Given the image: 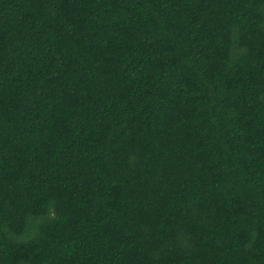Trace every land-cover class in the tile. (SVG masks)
Instances as JSON below:
<instances>
[{"label":"trees","instance_id":"trees-1","mask_svg":"<svg viewBox=\"0 0 264 264\" xmlns=\"http://www.w3.org/2000/svg\"><path fill=\"white\" fill-rule=\"evenodd\" d=\"M0 264H264V0H0Z\"/></svg>","mask_w":264,"mask_h":264}]
</instances>
